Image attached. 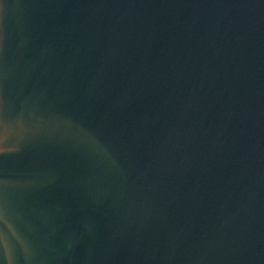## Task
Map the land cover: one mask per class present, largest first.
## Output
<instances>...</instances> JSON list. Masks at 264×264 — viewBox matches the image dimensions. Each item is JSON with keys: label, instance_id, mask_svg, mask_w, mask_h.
Wrapping results in <instances>:
<instances>
[{"label": "water", "instance_id": "obj_1", "mask_svg": "<svg viewBox=\"0 0 264 264\" xmlns=\"http://www.w3.org/2000/svg\"><path fill=\"white\" fill-rule=\"evenodd\" d=\"M0 264H264V0H0Z\"/></svg>", "mask_w": 264, "mask_h": 264}]
</instances>
